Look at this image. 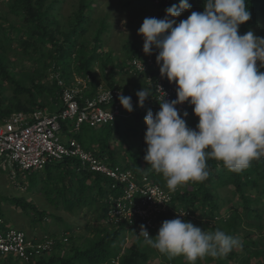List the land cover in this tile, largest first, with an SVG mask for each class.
Wrapping results in <instances>:
<instances>
[{
	"label": "trees",
	"instance_id": "obj_1",
	"mask_svg": "<svg viewBox=\"0 0 264 264\" xmlns=\"http://www.w3.org/2000/svg\"><path fill=\"white\" fill-rule=\"evenodd\" d=\"M92 1L78 0L75 10L69 16L68 26L64 27L52 11L58 3L57 0L52 4H49V0H8L10 14L19 17L22 25L20 27L11 22L7 26L0 25V116L2 118L13 112L29 113L37 108L45 109L52 114L59 113L62 110L61 92L66 87H72L75 76L89 78L88 89L84 92V96L90 98L94 95L101 83L100 76L94 72V67L100 62L102 78H104V70L112 59L111 53L102 57L99 52L101 34L105 29L104 22L99 23V28L94 31L91 42L87 40L86 34L93 14ZM168 1L162 0L156 4L154 0H131L124 1L123 7L148 4L155 8V18L163 19L166 9L176 5L174 0ZM193 2L196 12L204 10L205 0H193ZM247 7L251 18L240 26L241 35L251 31L260 20L264 19V0H247ZM79 39L83 43L79 44ZM13 42L17 47L16 52L17 50L22 52L19 55L20 65L27 63L28 68H33V72L27 75L30 80L29 85L17 79L16 74L10 70L9 64L11 62L16 64V61H11L8 56L10 52L15 53V47L11 46ZM141 50L134 46L129 47L128 56L126 55L127 63L131 57L138 56ZM113 61L110 77L106 78L107 88L116 86ZM127 63L124 66V63H120L118 67L129 73ZM150 76L152 81L155 80V73H150ZM2 82H6L10 95L6 94ZM151 93L152 97L145 100L143 107L138 106L136 94L121 93L131 97L133 105L131 113L123 107L122 112L129 117L139 119L144 108L158 109L159 105L155 102L152 87ZM185 111L188 113L187 126L195 130L198 118L194 116L193 108L186 106L180 113L181 116ZM128 116L119 118L127 119ZM113 124L97 127L83 124L79 130H75V121H66L61 123L59 136L63 141L76 140L85 151L93 153L99 159H106L110 167L131 171L137 178L146 176L154 184L168 189L162 175L150 171L144 160L147 147L144 137L147 126L140 125V133L135 135L127 134L126 127L121 130L116 128L121 135V141L122 135L134 136L139 137L142 144L141 149L128 146L120 153L109 140ZM67 136L69 138L65 139ZM207 166L210 172L207 180L190 183L171 193L169 210L156 217L157 228L150 229V236L157 235L165 220L180 218L193 223L194 226H200L201 230L220 229L238 237L243 245L242 249L234 250L227 257L219 259L206 257L196 264H264V158L254 161L248 169L239 174L231 173L223 166L217 167V162L211 159L207 161ZM28 175L29 183L35 186L36 192L55 209L72 214L83 209L87 212L95 210L94 220L97 226L93 229L94 236L78 245L73 237L72 227L61 218L45 210L35 209L32 203L12 198L15 204L25 210H31L32 219L38 221L51 219L60 221L64 225L63 237L55 238L53 233L43 234L39 238L26 235L29 240L42 237L52 239L53 246L51 250L33 256L25 264H186L183 257L169 260L158 251L147 248L143 243V237L137 236L140 221L131 225L123 221L114 223L115 221L111 220L113 219L111 213L115 208L114 199L122 195L121 189L112 188L113 183L110 180L82 168L78 160L65 159L58 163L47 164L43 170L29 172ZM182 212L187 214L178 217L177 213ZM69 232L70 234H67ZM65 237L66 241L63 242ZM129 239L131 243L127 246ZM12 259L10 255H0V264H18L11 262ZM155 259L159 260L155 263Z\"/></svg>",
	"mask_w": 264,
	"mask_h": 264
},
{
	"label": "clouds",
	"instance_id": "obj_2",
	"mask_svg": "<svg viewBox=\"0 0 264 264\" xmlns=\"http://www.w3.org/2000/svg\"><path fill=\"white\" fill-rule=\"evenodd\" d=\"M190 8L188 0H180L163 19L145 18L138 30L144 40L140 54L157 50L161 78L176 85V99L163 98L159 111L148 110L144 118V160L172 193L207 180L209 159L239 174L264 158V37L252 31L239 34L251 18L247 0H205L202 12L193 11L177 23ZM150 87L136 93L139 107L152 97ZM118 98L131 113V97ZM185 103L198 118L195 130L186 124L188 113L181 116L177 109ZM137 236L169 260L183 257L186 264L224 258L243 247L238 237L220 229L201 230L180 218L165 220L155 237L141 225Z\"/></svg>",
	"mask_w": 264,
	"mask_h": 264
},
{
	"label": "built area",
	"instance_id": "obj_3",
	"mask_svg": "<svg viewBox=\"0 0 264 264\" xmlns=\"http://www.w3.org/2000/svg\"><path fill=\"white\" fill-rule=\"evenodd\" d=\"M154 1L158 4L161 0ZM157 54L153 49L151 55L142 52L132 57L128 61V69L131 74L145 76L158 104L163 98L169 102L176 99V85L161 78ZM150 73L156 74L155 80L152 81ZM88 80L74 78L72 87L63 89L59 113L52 114L37 108L29 113L13 112L4 118L0 116V165L6 166L9 175L15 178L17 173L41 171L47 164L76 159L82 168L107 178L113 183L112 188L121 189L122 195L114 199L111 220L114 223L123 221L127 225L140 221L150 235V229L157 228L156 217L171 202L172 192L154 184L146 176L137 178L131 171L110 167L106 159L85 151L76 140L63 141L59 136L61 123L66 121H75V130H79L83 124L90 127L112 125L117 118L128 116L122 112L118 98L121 91L115 87L107 88L99 83L93 96H84ZM186 106L189 104L178 105L179 113ZM139 232L140 227L137 234ZM52 246L53 240L46 237L29 240L21 230L7 226L0 213V255H10L25 264L33 256L51 250Z\"/></svg>",
	"mask_w": 264,
	"mask_h": 264
},
{
	"label": "rangeland",
	"instance_id": "obj_4",
	"mask_svg": "<svg viewBox=\"0 0 264 264\" xmlns=\"http://www.w3.org/2000/svg\"><path fill=\"white\" fill-rule=\"evenodd\" d=\"M124 1L131 0H93V14L91 15L90 28L86 37L87 40L91 42L94 37V31L99 28V23L104 22L105 29L101 34V46H99V52H101L102 57L105 54L108 55L111 53V59L114 60V79L116 87H120L121 93L136 94L138 91L142 90L143 87H150L146 78L143 75L126 73L122 68L118 67V64L124 63V66L125 63H127L126 55L128 56L129 47L134 46L143 49L144 40L142 36L138 35V30L145 18L156 17V10L144 3L125 8L123 7ZM53 2L54 0H49V4H52ZM57 2L58 3L55 4L54 10L52 11L60 21L61 26L66 27L69 23V16L72 11L75 10L78 0H57ZM174 2L178 7L180 0H174ZM188 3L191 5V8L177 18V23L181 20L187 19L193 11H196L193 0H188ZM10 22L13 25H19L20 27L22 25L19 17L10 14L8 0H0V25L7 26ZM251 31L257 37H264V19L260 20L257 26ZM78 42L79 44L83 43L81 39H79ZM11 46L15 47V53H8L9 59L11 61H16V64L19 65L16 66V64H12L11 62L9 64V67L11 68L10 70L16 74L17 79L29 85L30 80L27 75L33 72V68H28L29 64L27 63L22 64L23 66H21V57H19V55H21L22 52H18V50L16 52L17 47L15 42H13ZM113 57H115V59ZM111 62H108L107 67L104 70V78H102L100 62L94 67V72L100 76L99 80L103 86H106V83L108 82L106 78L110 77ZM78 77L79 76H75V78ZM2 86L5 88L6 94L10 95V90L8 89L6 82H2ZM148 110H151L155 114L159 111V108H144L139 119H134L128 116L129 118L127 119L118 118L116 122H114L115 124L112 126L113 128L109 140L116 146L117 152H123L128 146L141 149L142 144L139 137H124L122 135L123 140L121 141V135L118 134L116 128L118 130L120 128L121 130V128L126 127L125 131L127 134H139V126L145 124L144 118ZM68 138V136L65 137V139ZM9 174V169L6 166L0 165V211L7 226L19 229L32 238H39L41 235L49 233L55 234V238L63 237L62 232L64 230V225L62 222H57L51 219H47V221L32 219L33 214L31 210H25L13 202L12 198H17L25 203H32L35 209L45 210L47 213L55 215L68 223L72 227V234L78 245L83 244L87 239H91L94 236L93 229L97 226V223L94 220L95 210L87 212V210L83 209L78 213L72 214L61 209H55L47 203L41 194L36 192L35 186H32L29 183L30 177L28 173H24L23 175L17 173L15 178H12ZM198 227L200 228V226ZM67 234H70V232ZM129 243H131V239H129V242L126 245L128 246ZM152 250L155 251V249ZM150 253L152 254L153 252ZM157 260L155 259V263ZM11 262L21 264L20 260L18 261L15 258H13Z\"/></svg>",
	"mask_w": 264,
	"mask_h": 264
}]
</instances>
